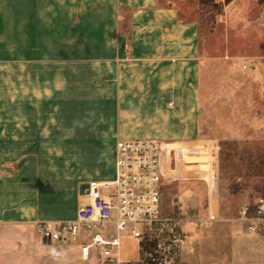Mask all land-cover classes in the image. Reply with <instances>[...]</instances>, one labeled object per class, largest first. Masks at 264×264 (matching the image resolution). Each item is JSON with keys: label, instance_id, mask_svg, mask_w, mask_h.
Here are the masks:
<instances>
[{"label": "crops", "instance_id": "obj_1", "mask_svg": "<svg viewBox=\"0 0 264 264\" xmlns=\"http://www.w3.org/2000/svg\"><path fill=\"white\" fill-rule=\"evenodd\" d=\"M199 12L170 0H0V264H97L72 239L42 242L35 225L75 220L80 187L115 178L118 140L149 139L214 156L212 195L204 186L202 201L194 191L175 209L189 234L178 264H264V221L252 233L239 219L258 202L244 193L253 175L234 168L223 196L216 158L219 142L264 141V118L204 137L211 92L264 107V57H227L261 62L252 70L223 59L220 85ZM180 169V182L204 181Z\"/></svg>", "mask_w": 264, "mask_h": 264}, {"label": "built area", "instance_id": "obj_2", "mask_svg": "<svg viewBox=\"0 0 264 264\" xmlns=\"http://www.w3.org/2000/svg\"><path fill=\"white\" fill-rule=\"evenodd\" d=\"M246 66H244V69ZM208 157L205 173L209 197L215 188L214 156L201 155L197 147L173 146L157 140H118L116 176L111 181H91L85 202L70 222H38L36 232L42 242H67L85 235L80 244L81 257L97 264H178L188 243L186 219L170 214L164 207L167 185L179 181L180 169L188 158ZM241 221L249 222V231L259 233L264 221V198L251 212L244 207ZM124 240L136 246L133 259L121 254Z\"/></svg>", "mask_w": 264, "mask_h": 264}, {"label": "rangeland", "instance_id": "obj_3", "mask_svg": "<svg viewBox=\"0 0 264 264\" xmlns=\"http://www.w3.org/2000/svg\"><path fill=\"white\" fill-rule=\"evenodd\" d=\"M170 1L184 2L191 6H197L198 4L197 0ZM223 2L224 0H215L216 4L218 3L222 6L223 12L221 15H218V12L212 5L201 8V12H199L203 22L202 33L206 39L205 48L209 55L221 61L220 66L217 67L218 70H221V74L217 79L220 85L229 82V79L223 74L226 72V70H224L225 64L231 62L229 64H234L239 68H241L244 63L247 64V62L242 60L228 61L229 59L227 57H264V8L259 5V0H235L228 6H224ZM223 59L228 62H224ZM260 63L261 62H248L250 70ZM238 80V82H241L243 79L238 78ZM233 93L234 92H232V94ZM230 94L229 90L224 89L211 92L213 97L210 98L209 95V100L205 95L204 103L207 116H205L207 121L204 129L205 138H218L221 135L223 136L226 131L238 134L239 128H246L250 125L259 126L261 120H263L264 107L254 106L249 108L237 101V99H228ZM237 97L238 96H236V98ZM258 110H261L262 113L258 114ZM243 118L244 120L247 119V121L241 123L238 119ZM244 133L242 131L240 134L243 135ZM255 136L256 135H252L251 137L254 139ZM219 147L216 158L217 166L219 167L220 193L223 196L232 194L229 189L231 188V177L235 175L234 168H236L239 169V173L245 171L246 175L249 172L253 175L252 187L247 188L244 192L246 196L250 197L251 200L264 198V141L254 139L237 141L234 143L227 142V145H224V142H219ZM206 153L207 152L204 150V152H201V155H206ZM197 161L200 164H198ZM210 161L208 157H202V159H192L189 162L191 164V169L197 171L200 176L204 178L205 175L202 174L203 172L200 173L199 171L208 170ZM199 174L195 176H199ZM196 182L198 183L195 184L198 185L195 186V188H193V184L180 182V180L167 185L164 191L165 210L170 214L175 213V209L179 210L181 208L184 211V209L192 203L195 192L197 198L202 201V187L206 186V183H204V181ZM87 187L86 184L80 187V205L85 202V191ZM257 190L261 191L257 193ZM87 240V236L80 235L77 238H73L72 243L81 244ZM121 254L124 259H133L136 254L135 244L131 241L124 240Z\"/></svg>", "mask_w": 264, "mask_h": 264}, {"label": "trees", "instance_id": "obj_4", "mask_svg": "<svg viewBox=\"0 0 264 264\" xmlns=\"http://www.w3.org/2000/svg\"><path fill=\"white\" fill-rule=\"evenodd\" d=\"M234 1L235 0H224L223 4H224V6H228L231 3H233ZM197 2H198V6L200 8H206L210 5H212L215 8V10L218 12V15H221L223 12L221 4H218V3L216 4L215 0H197ZM259 5L262 8H264V0H259ZM224 145H227V143H224ZM260 191L261 190H257V193H259ZM255 206L256 205L250 206L251 212H253L255 210Z\"/></svg>", "mask_w": 264, "mask_h": 264}, {"label": "water", "instance_id": "obj_5", "mask_svg": "<svg viewBox=\"0 0 264 264\" xmlns=\"http://www.w3.org/2000/svg\"><path fill=\"white\" fill-rule=\"evenodd\" d=\"M192 159H199V158H188L186 161L187 162H189L190 160H192ZM200 159H202V158H200ZM198 162V161H197ZM201 162V161H200ZM190 163V162H189ZM198 164H199V162H198Z\"/></svg>", "mask_w": 264, "mask_h": 264}]
</instances>
